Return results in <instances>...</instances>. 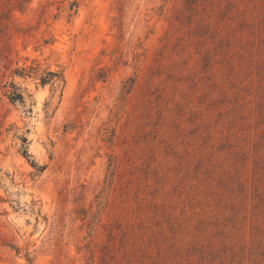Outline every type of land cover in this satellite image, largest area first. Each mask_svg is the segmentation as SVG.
I'll return each mask as SVG.
<instances>
[{"label": "rangeland", "instance_id": "rangeland-1", "mask_svg": "<svg viewBox=\"0 0 264 264\" xmlns=\"http://www.w3.org/2000/svg\"><path fill=\"white\" fill-rule=\"evenodd\" d=\"M78 1L0 0V264H264V0Z\"/></svg>", "mask_w": 264, "mask_h": 264}, {"label": "trees", "instance_id": "trees-1", "mask_svg": "<svg viewBox=\"0 0 264 264\" xmlns=\"http://www.w3.org/2000/svg\"><path fill=\"white\" fill-rule=\"evenodd\" d=\"M17 1V5L19 7V9H23L24 4L29 1V0H16ZM68 8L69 10H75V12H77L78 8H79V1L78 0H69V4H68ZM71 15V14H70ZM36 70V67H32L31 71ZM39 81L43 86H46L47 84H50L51 86H57V84H61V82H65L64 76L62 72L59 71H55V70H46L44 71L42 74L39 75ZM13 90H11L8 93V96L10 98L11 101H20L22 103L26 102V97H25V93L23 92V90L21 89V87H18L16 85H14ZM25 156H29L28 152H25Z\"/></svg>", "mask_w": 264, "mask_h": 264}]
</instances>
